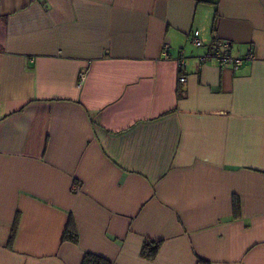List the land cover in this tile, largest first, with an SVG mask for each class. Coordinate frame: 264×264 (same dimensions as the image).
<instances>
[{"label":"crops","instance_id":"crops-1","mask_svg":"<svg viewBox=\"0 0 264 264\" xmlns=\"http://www.w3.org/2000/svg\"><path fill=\"white\" fill-rule=\"evenodd\" d=\"M87 253L264 264V0H0V264Z\"/></svg>","mask_w":264,"mask_h":264},{"label":"built area","instance_id":"built-area-1","mask_svg":"<svg viewBox=\"0 0 264 264\" xmlns=\"http://www.w3.org/2000/svg\"><path fill=\"white\" fill-rule=\"evenodd\" d=\"M193 41H194L195 45L198 47L202 45V41L199 38H194ZM224 45L226 47H229L228 43H225ZM167 51H168V45H165L163 53H164V56L168 58V57H170V55L168 54ZM206 59H215V60L219 61L220 63L229 64V65H232L236 68L241 66L245 61L244 58L233 57L230 53L223 52L221 50L209 51V53L206 56L202 57L203 61ZM185 66H186V63L183 60H179L178 67L181 71L180 82H186V80H187V76L184 73H182V71H184V69H185Z\"/></svg>","mask_w":264,"mask_h":264},{"label":"trees","instance_id":"trees-1","mask_svg":"<svg viewBox=\"0 0 264 264\" xmlns=\"http://www.w3.org/2000/svg\"><path fill=\"white\" fill-rule=\"evenodd\" d=\"M11 239H13V236ZM64 239L71 242H77V234L75 233L73 228L71 229V227H69V229H66ZM158 249H159V243L148 241L144 244L142 254L146 257L151 258L156 255ZM83 264H111V263L109 260L101 256L87 253L84 257Z\"/></svg>","mask_w":264,"mask_h":264}]
</instances>
